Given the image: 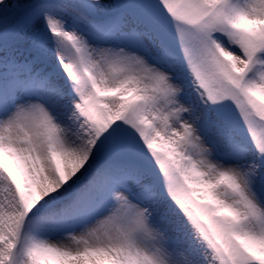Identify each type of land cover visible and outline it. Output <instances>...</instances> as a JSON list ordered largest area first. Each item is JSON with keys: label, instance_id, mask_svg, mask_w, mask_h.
<instances>
[{"label": "snow or ice", "instance_id": "1", "mask_svg": "<svg viewBox=\"0 0 264 264\" xmlns=\"http://www.w3.org/2000/svg\"><path fill=\"white\" fill-rule=\"evenodd\" d=\"M0 264H264V0H0Z\"/></svg>", "mask_w": 264, "mask_h": 264}, {"label": "rangeland", "instance_id": "2", "mask_svg": "<svg viewBox=\"0 0 264 264\" xmlns=\"http://www.w3.org/2000/svg\"><path fill=\"white\" fill-rule=\"evenodd\" d=\"M54 242H56V241H54Z\"/></svg>", "mask_w": 264, "mask_h": 264}]
</instances>
